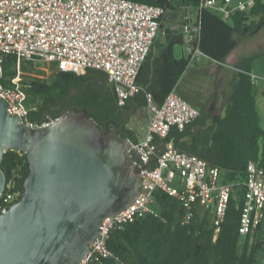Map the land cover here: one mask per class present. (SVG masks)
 <instances>
[{
  "label": "built area",
  "instance_id": "2783aa9c",
  "mask_svg": "<svg viewBox=\"0 0 264 264\" xmlns=\"http://www.w3.org/2000/svg\"><path fill=\"white\" fill-rule=\"evenodd\" d=\"M254 4L255 0H200L198 9L183 6L181 19L163 26L166 7L134 0H0V56L15 55L18 61H45L77 73L85 68L103 70L118 105L122 106L144 89L137 81L138 74L160 36L180 33L189 61L199 60L206 55L200 48V11L211 9L224 21L231 22L234 12H248ZM20 73L13 78V85L0 82V94L9 101V110L30 126L55 122L59 117L48 116L41 124L26 119L33 105L27 91L30 83L19 82ZM252 80H256L253 74ZM146 99L149 119L145 135L132 147L135 164L142 173L140 194L125 210L104 219L101 235L78 264L102 263L113 257L114 252L108 247L113 230H123L127 224L149 215L166 221L156 201L158 190L182 202L183 223L192 220L195 209L208 212L216 238L232 187L240 184L224 182L219 167L175 147L172 141H163L172 126L182 129L200 115L199 109L176 87L162 104L156 103L150 92H146ZM241 184L245 196L240 234L249 235L251 245L261 227L259 241L264 245V163L248 161L246 178ZM6 187L9 190L5 188L0 195L3 207L19 200L23 192L14 178Z\"/></svg>",
  "mask_w": 264,
  "mask_h": 264
},
{
  "label": "trees",
  "instance_id": "16d2710c",
  "mask_svg": "<svg viewBox=\"0 0 264 264\" xmlns=\"http://www.w3.org/2000/svg\"><path fill=\"white\" fill-rule=\"evenodd\" d=\"M134 1L164 6L167 10H181L186 5L198 9L200 4V0ZM200 21L201 50L210 58L224 62L238 43L236 35H252L264 26V0H255L248 12H234L231 22L224 21L211 9H202ZM164 39L158 44V51H154L155 42L141 66L137 81L144 89L128 98L122 106L118 105L116 94L108 84L107 73L96 68H85L77 73L58 69L53 64L52 79L47 81L39 76L25 75L28 64L33 61H18L15 55H4L0 82L13 85V78L21 71L18 81L30 83L27 91L31 93L33 107L27 120L41 124L48 116L60 117L70 111L87 110L100 127L113 130L134 144L138 139L127 127L133 110L147 105L146 92L152 93L156 103L162 104L190 63L189 58L175 55V46L183 45L180 33L169 32ZM257 96L251 67H240L231 84L223 115L215 116L208 123V115L200 112L182 129L172 126L163 139L219 167L224 182H240L232 187L226 216L217 237H214L215 229L208 212L195 209L192 220L183 223L182 202L158 190L156 201L166 221L149 215L127 224L123 230H113L108 247L114 256L102 263L91 264H256L255 255L263 247L259 241L262 228L250 245V236L242 237L240 226L245 196V187L241 183L246 178L247 163L250 160L264 163V127ZM38 98L41 102L36 104ZM2 169L7 184L14 178L17 187L23 191L29 173L26 153L6 149Z\"/></svg>",
  "mask_w": 264,
  "mask_h": 264
},
{
  "label": "water",
  "instance_id": "95a60500",
  "mask_svg": "<svg viewBox=\"0 0 264 264\" xmlns=\"http://www.w3.org/2000/svg\"><path fill=\"white\" fill-rule=\"evenodd\" d=\"M0 56V76L2 75ZM133 142L100 127L87 110L30 126L0 94V195L6 149L24 151L29 173L19 200L0 204V264H78L105 218L140 194Z\"/></svg>",
  "mask_w": 264,
  "mask_h": 264
},
{
  "label": "rangeland",
  "instance_id": "374dc122",
  "mask_svg": "<svg viewBox=\"0 0 264 264\" xmlns=\"http://www.w3.org/2000/svg\"><path fill=\"white\" fill-rule=\"evenodd\" d=\"M181 12L182 10L180 9L168 10L163 17V26L166 24L172 25L177 23L181 19ZM163 39L164 38L162 36L158 38L154 50H157L158 44L161 43ZM238 48V50L243 53V56L246 57V60L251 63L254 71L253 75L256 76V81H261L264 78V26L257 33L249 35L248 38L240 43ZM175 55L178 58H189L187 52L185 50L183 52V46L181 45L175 46ZM218 65L219 64L215 60L207 56H202L199 60L191 61L179 80L178 91L180 94L182 96L189 97L188 92L190 89H197L201 91L203 95H207L209 92H212L214 81H218L220 78L218 73H216ZM28 68L29 70L25 72V75L39 76L47 81H51L53 74L52 63L40 60L33 61V63L28 64ZM223 68L228 73L231 71V68L228 67L227 63H225ZM222 82H226V79H223ZM40 102V98L36 99V104ZM260 117L262 126L264 127V112L260 111ZM142 123L143 122L139 116L134 117V119L133 117L130 119V126L133 128L141 130ZM255 258L256 264H264V245L257 251Z\"/></svg>",
  "mask_w": 264,
  "mask_h": 264
},
{
  "label": "crops",
  "instance_id": "0c3cea01",
  "mask_svg": "<svg viewBox=\"0 0 264 264\" xmlns=\"http://www.w3.org/2000/svg\"><path fill=\"white\" fill-rule=\"evenodd\" d=\"M163 22V21H162ZM171 24H166L164 26H169ZM249 34L246 35H236V39L238 41L236 47L228 54L224 62L216 61L218 65V69L216 73L220 77L218 81H214V86L212 88V92H209L207 95H203L201 91L194 89L189 90V97H185L192 105L196 106L199 111L203 114L208 115V123H211L212 119L215 116L223 115L225 113L226 104L229 98L231 84L234 80L236 72L240 69V67H251L252 74L254 73L251 63L246 60V57L243 56V53L239 51L238 47L241 42H243L246 38H248ZM158 40V39H157ZM163 39L161 42H164ZM160 44V43H159ZM154 51H158L154 50ZM184 52V48H183ZM207 56V55H205ZM209 57V56H207ZM210 58V57H209ZM212 59V58H211ZM214 60V59H213ZM225 63L228 64V67L231 68V71L226 72L223 66ZM186 71V70H185ZM184 74V73H183ZM223 79H226V82H222ZM179 83V81H178ZM177 83V91L179 88V84ZM255 85L257 87V104L259 113L264 112V78L261 81L255 80ZM179 92V91H178ZM180 93V92H179ZM185 93V92H184ZM183 94V93H182ZM185 95V94H183ZM139 116L142 120V128L141 130L137 128H133L130 126V119L133 117ZM128 120L127 127L132 129L137 137V139H142L145 135V128L149 119V111L145 106L139 107L137 110H133L131 117ZM141 131V132H140Z\"/></svg>",
  "mask_w": 264,
  "mask_h": 264
},
{
  "label": "flooded vegetation",
  "instance_id": "af4514ba",
  "mask_svg": "<svg viewBox=\"0 0 264 264\" xmlns=\"http://www.w3.org/2000/svg\"><path fill=\"white\" fill-rule=\"evenodd\" d=\"M132 154H133V150H131ZM134 156V155H133Z\"/></svg>",
  "mask_w": 264,
  "mask_h": 264
}]
</instances>
